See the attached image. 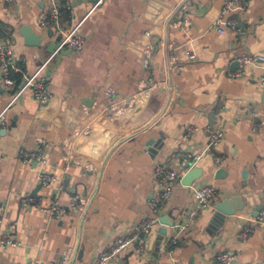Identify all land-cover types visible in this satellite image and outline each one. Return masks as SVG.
<instances>
[{"label":"crops","instance_id":"1","mask_svg":"<svg viewBox=\"0 0 264 264\" xmlns=\"http://www.w3.org/2000/svg\"><path fill=\"white\" fill-rule=\"evenodd\" d=\"M225 1L55 0L63 29L84 38L83 49L74 51L60 45L55 26L41 25L47 0H0V42L9 44L20 69L14 91L0 92V264L60 263L67 251V264H97L114 239L131 235L151 215L146 202L159 191L155 165L181 173L178 154L205 149L206 126L223 130L214 147L221 162L203 154L191 183L215 186L217 197L179 234L186 243L169 247L176 231L167 225L161 234L159 222L142 251L131 245L107 264H220L222 252L234 257L231 264H264V221L255 219L264 209L263 70L246 65L230 75L241 55H264V0H246L244 9L223 14L238 19L239 33L216 28ZM179 19H189L190 27H174ZM25 76L47 79L45 102L23 87ZM150 78L165 87L110 115L106 89L120 102ZM86 125L89 133L76 139V161H66L63 140L74 126ZM33 148L44 152L43 165L22 159L20 150ZM43 172L54 180L40 183ZM72 193L87 198L84 211L56 218L42 210L54 197L66 203ZM27 196L34 200L25 205ZM220 201L228 202L229 215L216 212ZM194 202L189 187L176 183L157 214L177 223Z\"/></svg>","mask_w":264,"mask_h":264},{"label":"built area","instance_id":"2","mask_svg":"<svg viewBox=\"0 0 264 264\" xmlns=\"http://www.w3.org/2000/svg\"><path fill=\"white\" fill-rule=\"evenodd\" d=\"M4 3H11L13 0H3ZM50 3L49 11L40 18V23L44 27H48L51 23L55 26L62 35L60 41L61 46H65L70 50L80 51L84 47V38L83 36L76 31V29H63L60 22V10L55 0H47ZM246 0H226L222 6V13L216 18L215 25L218 30H221L223 27H230L236 33H239L238 19L237 18H228L225 19L223 14L230 11H237L244 9ZM174 27L187 30L190 27L189 19H179L174 22ZM171 48V47H170ZM154 45L152 43L146 45L143 50L142 62L147 66L152 58V52ZM186 55L190 59H195L196 55L193 51L187 50ZM239 69L235 73H230V75H239L243 73L244 67L246 65H254L262 68V74L259 78V84L264 87V66L261 65L264 62V55H241L237 59ZM20 69L16 64V60L13 57L12 49L6 42H0V84L6 91H14L15 89V78L14 74ZM23 87L29 86L32 91L34 99L39 102H45L49 97L48 91V81L42 77L34 76H25L23 79ZM165 83L157 80H152L151 78L146 81H141L138 89L132 93L129 97L122 101H116L114 98V91L110 88L104 91V96L108 101L107 108L111 116H117L124 113L127 109L133 107L136 103L140 101V98L146 92L152 91L157 88H164ZM254 114V113H253ZM89 126H74L72 128L71 134L69 137L63 140L64 146V158L68 162H75L74 150L76 148V139L81 134L89 133ZM205 131L209 135V142L205 149L198 153L185 152L178 154V169H181L182 172L179 173L177 170L168 168L163 163H157L154 169V179L159 187V191L156 194H153L147 199V206L151 212V215L140 219L137 222L135 227V232L131 235H126L114 239L109 249L106 251H101L98 255L97 264H107L109 260H112L117 257V255L127 247L133 245L137 251H142L145 245L146 235L151 231V229L159 223V216L157 214L160 206L170 198L174 184L181 183L182 175L185 171L191 169L193 165L205 154L209 152L215 162H221V156L218 155L214 147L220 142L223 136V130L215 126H206ZM22 159L24 161L34 160L38 164L43 165L45 163V154L39 148H33L29 150L21 149L20 150ZM88 169L90 166L88 165ZM54 180V177L48 173H40L38 175V181L43 184H48ZM192 191L194 195V206L189 209L187 216L182 221L173 223L172 228L176 231L168 239V246L173 247L180 243H186V239L179 236V234L186 230L189 227L193 220L197 217L199 211L208 203L214 201L217 197V188L210 184H195L190 183L186 185ZM34 199L30 196L24 197L21 199L23 204H28ZM87 204V198L78 193H72L69 196V199L66 203H62L58 198L54 197L51 204L48 207H43L42 210L50 215L59 218L63 216L69 209L82 212L85 210ZM252 218H250L251 220ZM258 221H264V209L261 210L258 216L255 218ZM251 228L249 225L240 233V237L246 238ZM4 242L15 245V241L7 238L4 235ZM70 258L69 251L63 254V258L60 263H51V264H67ZM217 261L220 264H231L234 257L226 252L219 253L216 256Z\"/></svg>","mask_w":264,"mask_h":264},{"label":"water","instance_id":"3","mask_svg":"<svg viewBox=\"0 0 264 264\" xmlns=\"http://www.w3.org/2000/svg\"><path fill=\"white\" fill-rule=\"evenodd\" d=\"M3 91H4V89H3V87H1V84H0V92H3ZM197 173H198V170L195 167H192L191 169L185 171L182 175V178H181V184L189 185L191 182L198 179L199 175ZM37 188H38V186L33 190L32 196L35 195ZM226 204H228V202L220 201V202L216 203V205H215L216 212L218 214H221V216L230 214V212H226ZM168 218H170V216L169 217H164V216L159 217V222L163 224L161 227H159V232L161 234H166V226L167 225H170V226L173 225L174 219H172L171 221H168Z\"/></svg>","mask_w":264,"mask_h":264},{"label":"trees","instance_id":"4","mask_svg":"<svg viewBox=\"0 0 264 264\" xmlns=\"http://www.w3.org/2000/svg\"><path fill=\"white\" fill-rule=\"evenodd\" d=\"M14 77L16 78V82H18L19 79H20V74L19 73H16V74H14Z\"/></svg>","mask_w":264,"mask_h":264}]
</instances>
